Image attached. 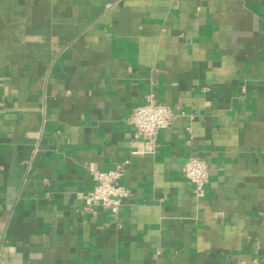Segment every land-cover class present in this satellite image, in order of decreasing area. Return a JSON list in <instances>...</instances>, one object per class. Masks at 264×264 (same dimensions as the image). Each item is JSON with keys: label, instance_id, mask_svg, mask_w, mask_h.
<instances>
[{"label": "crops", "instance_id": "0c3cea01", "mask_svg": "<svg viewBox=\"0 0 264 264\" xmlns=\"http://www.w3.org/2000/svg\"><path fill=\"white\" fill-rule=\"evenodd\" d=\"M122 163L119 218L86 210ZM0 264H264V0H0Z\"/></svg>", "mask_w": 264, "mask_h": 264}, {"label": "built area", "instance_id": "2783aa9c", "mask_svg": "<svg viewBox=\"0 0 264 264\" xmlns=\"http://www.w3.org/2000/svg\"><path fill=\"white\" fill-rule=\"evenodd\" d=\"M177 117L170 106L149 96L144 104L133 111L130 122L147 141L148 149L154 152L158 146L160 131L170 127ZM126 164H119L110 171L90 169L94 188L86 197V210L92 211L100 207L115 219L119 218L124 200L129 196V190L120 183ZM183 174L194 185L195 194L203 196L211 175L209 162L203 158L191 157L183 168Z\"/></svg>", "mask_w": 264, "mask_h": 264}]
</instances>
